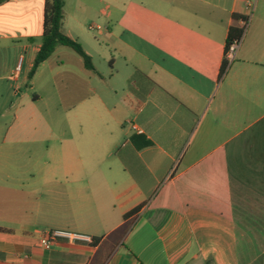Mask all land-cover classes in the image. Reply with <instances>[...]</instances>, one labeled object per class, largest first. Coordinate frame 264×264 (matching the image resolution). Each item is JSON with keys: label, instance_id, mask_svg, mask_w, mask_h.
I'll use <instances>...</instances> for the list:
<instances>
[{"label": "crops", "instance_id": "0c3cea01", "mask_svg": "<svg viewBox=\"0 0 264 264\" xmlns=\"http://www.w3.org/2000/svg\"><path fill=\"white\" fill-rule=\"evenodd\" d=\"M45 1L0 0V264H264V0H64L63 34L83 46L102 21L125 64L111 108L55 89L72 62L101 80L62 46L27 80ZM43 68L40 112L22 88ZM52 230L91 241L46 250Z\"/></svg>", "mask_w": 264, "mask_h": 264}, {"label": "rangeland", "instance_id": "374dc122", "mask_svg": "<svg viewBox=\"0 0 264 264\" xmlns=\"http://www.w3.org/2000/svg\"><path fill=\"white\" fill-rule=\"evenodd\" d=\"M104 20V19H101ZM92 26H99L101 28H104L106 25H104V23H102V21H94L92 23ZM106 24V23H105ZM91 26V25H90ZM87 33L85 32V43H84V49L91 54V62L92 65L95 69V71L99 74V76L101 77V80H99L98 78H96L95 76H90V74L88 72H83L80 73L78 67H76L75 63H68L67 66H69L74 72L75 75L72 77V80H64L62 77L56 78V85H55V89L59 92L60 90H62L64 87L69 90H75L76 86L75 83L78 82V86L77 88L80 89L79 93L81 94V96H84V98H90V102L93 103H98L96 101V97L94 96V93L97 94L101 100V103H103L105 106L111 108L114 106H118V100L120 99V95L122 94V90L123 88H125L124 86V81L123 79V72L125 71V64L122 62V60L117 59L115 61V64L113 65L114 67L112 68V64L110 63L111 60V51L110 49L107 47L106 45V39L104 38V36H99L97 35V31L93 30L90 31L88 30L87 27ZM95 41H97L99 43V45H95L98 43H95ZM94 43V44H93ZM82 46V48H83ZM59 51H65L66 53H68L69 55H71V57H74V59H78V56L69 48H60ZM61 53V52H58ZM59 55H63V53L59 54ZM50 61H54L55 56H53L52 58H50ZM231 64V63H230ZM229 67V66H228ZM120 70L118 75H116V71ZM130 68L129 66H127V73L129 72ZM111 74L113 75V77H111ZM120 78V79H119ZM49 80V76L45 73V69L43 68L42 73L40 74V76L38 77V79L35 82L34 85V89L33 90H28L25 87L22 88V91L27 93L26 99L25 101H32L33 98V94L36 92L38 94H42V89H44V87H46L47 83ZM116 87L117 90V95H115L110 89ZM54 89V87H52V90ZM53 93L50 97H51V101L54 103H57L58 100H61V96L59 93ZM94 92V93H93ZM44 96V95H43ZM79 94L74 95L72 97H74L73 99H77L79 98ZM71 97V98H72ZM47 97H43V100L41 102L36 103V108L37 110H39L40 112H43V107H44V100ZM70 98V97H69ZM70 98V99H71ZM70 101V100H69ZM99 118L96 117V119L100 120H105V121H109L111 120L110 116H108L106 113H104L103 111H101L99 113ZM115 117H118L119 115H121L120 113H114ZM101 127L96 128L95 132H97V135L99 136V133H101Z\"/></svg>", "mask_w": 264, "mask_h": 264}, {"label": "trees", "instance_id": "16d2710c", "mask_svg": "<svg viewBox=\"0 0 264 264\" xmlns=\"http://www.w3.org/2000/svg\"><path fill=\"white\" fill-rule=\"evenodd\" d=\"M64 0H46L43 8V24L41 45L36 53L32 67L27 75V80L30 81L35 75L41 63L47 60L59 46L69 48L77 56H79L85 69L93 71V65L90 57L85 53L81 44L61 31L63 20ZM242 19L239 16H234L233 21L238 22ZM243 34L242 27L233 24L228 30L226 47L232 41L239 39ZM226 68V62L223 64L222 70Z\"/></svg>", "mask_w": 264, "mask_h": 264}, {"label": "built area", "instance_id": "2783aa9c", "mask_svg": "<svg viewBox=\"0 0 264 264\" xmlns=\"http://www.w3.org/2000/svg\"><path fill=\"white\" fill-rule=\"evenodd\" d=\"M256 0H245V7L250 15V13L253 10L254 4ZM248 15V16H249ZM248 16L246 18L240 19V24L243 29V33L245 31V28L247 27L248 23ZM98 29V27L90 26L89 30H95ZM243 36V34H242ZM236 39L229 43L227 47H225V53H224V60L226 62V68L230 65V63L233 61L235 54L237 52V49L239 47V44L241 42V38ZM66 240L68 242H90V238L87 235L80 234V233H74V232H68V231H60V230H52L46 232L40 239V245L48 250L50 249L54 243H56L58 240Z\"/></svg>", "mask_w": 264, "mask_h": 264}]
</instances>
